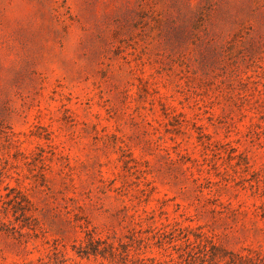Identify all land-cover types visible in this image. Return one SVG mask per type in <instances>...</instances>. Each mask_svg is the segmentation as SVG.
Returning a JSON list of instances; mask_svg holds the SVG:
<instances>
[{
    "label": "rangeland",
    "instance_id": "rangeland-1",
    "mask_svg": "<svg viewBox=\"0 0 264 264\" xmlns=\"http://www.w3.org/2000/svg\"><path fill=\"white\" fill-rule=\"evenodd\" d=\"M237 254L264 258V0H0V264Z\"/></svg>",
    "mask_w": 264,
    "mask_h": 264
},
{
    "label": "trees",
    "instance_id": "trees-1",
    "mask_svg": "<svg viewBox=\"0 0 264 264\" xmlns=\"http://www.w3.org/2000/svg\"><path fill=\"white\" fill-rule=\"evenodd\" d=\"M89 236H90V243L89 245H92L95 241V237L94 235L91 233V232H88ZM99 248H96V247H83L82 251L85 252L86 254L90 253V252H94L96 253L98 251ZM113 251V250H112ZM117 254H113V256H115ZM226 256V255H224ZM236 258L241 262V263H238L236 261ZM235 259H231L229 260L228 264H243V263H249V264H264V258H255L254 256H250V255H247V256H243V255H239L237 254ZM214 263L215 264H218V261L215 259H213ZM23 264H33V261H29V262H26V263H23ZM135 264H162L161 262L157 261L155 258H143V259H137V261L135 262Z\"/></svg>",
    "mask_w": 264,
    "mask_h": 264
}]
</instances>
